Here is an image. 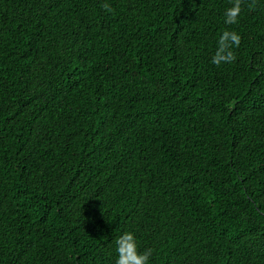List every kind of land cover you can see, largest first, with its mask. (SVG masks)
Instances as JSON below:
<instances>
[{"label": "trees", "instance_id": "1", "mask_svg": "<svg viewBox=\"0 0 264 264\" xmlns=\"http://www.w3.org/2000/svg\"><path fill=\"white\" fill-rule=\"evenodd\" d=\"M234 4L0 0V264H115L125 231L264 264V0Z\"/></svg>", "mask_w": 264, "mask_h": 264}, {"label": "clouds", "instance_id": "2", "mask_svg": "<svg viewBox=\"0 0 264 264\" xmlns=\"http://www.w3.org/2000/svg\"><path fill=\"white\" fill-rule=\"evenodd\" d=\"M104 7L108 8V5ZM240 12V0H235L234 6L225 12V22L227 24L237 23ZM240 41L241 37L235 31H224L220 34L218 50L212 58V63L220 65L233 61L235 55L232 49L239 46ZM114 244L116 252L115 264H150L151 250L140 251L137 236L133 231H125L123 234L118 235L114 240Z\"/></svg>", "mask_w": 264, "mask_h": 264}]
</instances>
